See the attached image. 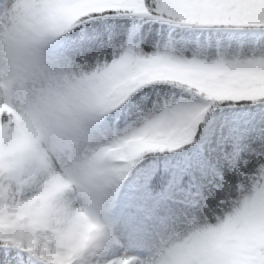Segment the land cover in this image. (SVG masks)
Wrapping results in <instances>:
<instances>
[{
	"label": "snow or ice",
	"instance_id": "6c2138e0",
	"mask_svg": "<svg viewBox=\"0 0 264 264\" xmlns=\"http://www.w3.org/2000/svg\"><path fill=\"white\" fill-rule=\"evenodd\" d=\"M43 8L61 48L123 87L108 117L121 136L114 184L124 181L121 241L77 260L36 242L52 201L72 182L70 142L0 105V264H143L170 226L209 221L175 264H264V0H0L13 30ZM28 143L46 181L25 188L6 170ZM105 205L78 215L110 235Z\"/></svg>",
	"mask_w": 264,
	"mask_h": 264
},
{
	"label": "clouds",
	"instance_id": "9594fccd",
	"mask_svg": "<svg viewBox=\"0 0 264 264\" xmlns=\"http://www.w3.org/2000/svg\"><path fill=\"white\" fill-rule=\"evenodd\" d=\"M67 33L54 30L50 14L41 8L13 30L0 27V105H11L31 116L40 128L50 129L59 139L71 143L64 154L75 181L52 201L46 223L37 229L36 242L73 250L77 260L106 243L121 241L119 218L114 215L123 183L114 184L120 164L122 132L113 130L108 117L122 103V83L102 79L105 58L89 62L83 55L62 50ZM18 164L6 170L14 182L31 188L46 181L40 161L30 144L19 147ZM107 205L114 221L110 235L92 220L78 213L82 208ZM209 221L193 213L180 224L170 226L157 238L143 258V264H175V253L192 244Z\"/></svg>",
	"mask_w": 264,
	"mask_h": 264
},
{
	"label": "rangeland",
	"instance_id": "374dc122",
	"mask_svg": "<svg viewBox=\"0 0 264 264\" xmlns=\"http://www.w3.org/2000/svg\"><path fill=\"white\" fill-rule=\"evenodd\" d=\"M126 201V195H125V189H123V192L120 196V202L118 207L114 210V215L119 218L121 211L124 209V202ZM120 228V225H119ZM131 251L133 254H138L140 255L142 258H144L147 253L139 248H137L134 244L131 245Z\"/></svg>",
	"mask_w": 264,
	"mask_h": 264
}]
</instances>
